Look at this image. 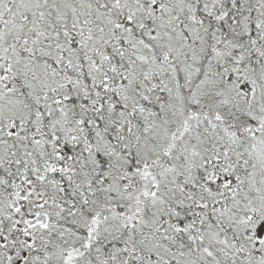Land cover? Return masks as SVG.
Returning <instances> with one entry per match:
<instances>
[{
	"label": "snow or ice",
	"instance_id": "obj_1",
	"mask_svg": "<svg viewBox=\"0 0 264 264\" xmlns=\"http://www.w3.org/2000/svg\"><path fill=\"white\" fill-rule=\"evenodd\" d=\"M0 264H264V0H0Z\"/></svg>",
	"mask_w": 264,
	"mask_h": 264
}]
</instances>
